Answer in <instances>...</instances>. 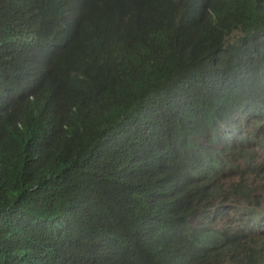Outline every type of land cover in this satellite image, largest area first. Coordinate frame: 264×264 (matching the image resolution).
Wrapping results in <instances>:
<instances>
[{
  "label": "trees",
  "instance_id": "16d2710c",
  "mask_svg": "<svg viewBox=\"0 0 264 264\" xmlns=\"http://www.w3.org/2000/svg\"><path fill=\"white\" fill-rule=\"evenodd\" d=\"M260 175L264 0H0V264H252Z\"/></svg>",
  "mask_w": 264,
  "mask_h": 264
},
{
  "label": "clouds",
  "instance_id": "9594fccd",
  "mask_svg": "<svg viewBox=\"0 0 264 264\" xmlns=\"http://www.w3.org/2000/svg\"><path fill=\"white\" fill-rule=\"evenodd\" d=\"M261 176H256L254 179V183H256L259 187L262 188V185H259L258 181L263 180L260 179ZM259 194H262L261 189L258 191ZM256 198H250L249 203L254 205V210L262 214V218H260L255 224H246L241 218H235L234 216L227 217L225 220L215 222L212 224L214 228H222L229 232L230 235L237 233L239 236H248L251 238L255 237L257 224L264 219V209L262 208V200L258 205L256 204ZM212 231H220L219 229H210Z\"/></svg>",
  "mask_w": 264,
  "mask_h": 264
},
{
  "label": "rangeland",
  "instance_id": "374dc122",
  "mask_svg": "<svg viewBox=\"0 0 264 264\" xmlns=\"http://www.w3.org/2000/svg\"><path fill=\"white\" fill-rule=\"evenodd\" d=\"M239 165L241 168L243 169H248V164L246 162H244L243 160L239 161ZM261 177H263V180L258 181L259 185H262L261 191L263 194V198H262V208L264 209V175H260ZM258 236H257V241L259 242L260 240H264V219L261 220L258 223ZM225 264H232L229 263V261ZM252 264H264V259H255Z\"/></svg>",
  "mask_w": 264,
  "mask_h": 264
}]
</instances>
